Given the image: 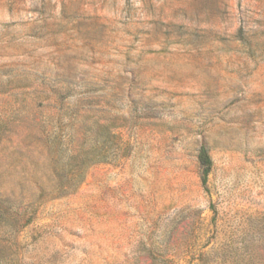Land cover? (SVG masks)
Listing matches in <instances>:
<instances>
[{
  "label": "rangeland",
  "instance_id": "374dc122",
  "mask_svg": "<svg viewBox=\"0 0 264 264\" xmlns=\"http://www.w3.org/2000/svg\"><path fill=\"white\" fill-rule=\"evenodd\" d=\"M0 264H264V0H0Z\"/></svg>",
  "mask_w": 264,
  "mask_h": 264
},
{
  "label": "trees",
  "instance_id": "16d2710c",
  "mask_svg": "<svg viewBox=\"0 0 264 264\" xmlns=\"http://www.w3.org/2000/svg\"><path fill=\"white\" fill-rule=\"evenodd\" d=\"M198 161H199V164L204 168L202 182H203V184H205L206 176H207V174L211 168L212 161H211V158L209 156L208 150H207L206 146H204V145H202L199 149ZM14 214L16 217L22 216V214L18 210H16L14 212ZM30 221H31V218L25 220L23 225L29 224Z\"/></svg>",
  "mask_w": 264,
  "mask_h": 264
}]
</instances>
